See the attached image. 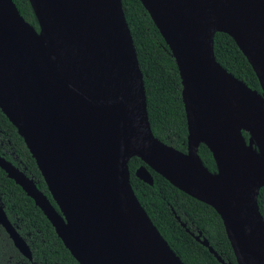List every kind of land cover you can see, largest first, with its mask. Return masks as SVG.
I'll return each mask as SVG.
<instances>
[{
    "label": "water",
    "instance_id": "water-1",
    "mask_svg": "<svg viewBox=\"0 0 264 264\" xmlns=\"http://www.w3.org/2000/svg\"><path fill=\"white\" fill-rule=\"evenodd\" d=\"M138 1L176 67L185 153L150 131L121 0H28L37 31L11 0H0V112L22 139L54 205L24 170L1 156L0 170L33 202L77 264H147L146 230L159 245L157 256L183 264L133 194L127 168L132 157L143 163L134 171L139 181L152 185L148 168L215 211L236 264H264V221L256 203L264 187V0ZM216 33L233 40L260 93L215 61ZM41 34L50 49L60 48L84 70L94 98L83 97L57 74ZM200 144L211 154L214 172L203 166ZM158 148L179 172L159 159ZM0 226L30 259L1 207ZM185 232L219 264H230L199 232Z\"/></svg>",
    "mask_w": 264,
    "mask_h": 264
},
{
    "label": "trees",
    "instance_id": "trees-1",
    "mask_svg": "<svg viewBox=\"0 0 264 264\" xmlns=\"http://www.w3.org/2000/svg\"><path fill=\"white\" fill-rule=\"evenodd\" d=\"M11 1L22 19L37 31L28 0ZM121 7L142 74L150 131L162 144L185 153V117L180 97V81L173 59L139 1L121 0ZM213 56L226 72L243 82L249 89L260 93L252 69L230 37L222 33L214 35ZM0 132L13 152L17 166L24 169L26 175L33 179L37 189L54 205L22 139L1 112ZM242 135L246 141L247 134ZM197 153L203 166L214 172L215 165L207 148L200 144ZM5 159L9 160L8 156H5ZM141 165L143 163L139 159H129V184L140 207L179 260L183 264H219L205 247L185 232L187 228L194 235L199 232L200 238L206 240L208 246L224 262L236 264L221 220L215 211L174 188L148 168L152 185L139 181L134 177V171ZM0 200L6 214L10 212L18 217V232L21 235L29 234L26 242L34 264H77L33 202L12 180L7 179L1 170ZM256 203L264 221V187L259 189ZM180 223L185 227H181Z\"/></svg>",
    "mask_w": 264,
    "mask_h": 264
},
{
    "label": "bare ground",
    "instance_id": "bare-ground-1",
    "mask_svg": "<svg viewBox=\"0 0 264 264\" xmlns=\"http://www.w3.org/2000/svg\"><path fill=\"white\" fill-rule=\"evenodd\" d=\"M40 40L46 58L48 59L53 69L57 72V74L65 81V83L68 84L70 87H72L74 90H76L78 93H80L83 97L94 98L95 94L90 93L93 87V83L91 81H86V79L84 78V70L78 68L74 64V61H72V59L63 57L60 52L61 51L60 48H58L59 50L57 51H55L54 49H50L49 46L47 45V40L45 39L43 34H41ZM74 60L76 61V59ZM157 153L159 159L162 162L169 165V167H172V169H174L175 172L180 171L179 170L180 167L175 164L174 159H172V157H170V155H168L166 151L158 148ZM181 185L183 187L189 188V185L187 183L182 182ZM144 233H145V238L143 239V242L145 243V241H147V244L145 243L146 249H145L144 259L146 260L147 264H171L168 255L157 256V253L154 250V246L155 249L158 250L159 245L157 242H155L154 238L152 237V234L147 230L144 231ZM152 243L154 244L153 246Z\"/></svg>",
    "mask_w": 264,
    "mask_h": 264
},
{
    "label": "flooded vegetation",
    "instance_id": "flooded-vegetation-1",
    "mask_svg": "<svg viewBox=\"0 0 264 264\" xmlns=\"http://www.w3.org/2000/svg\"><path fill=\"white\" fill-rule=\"evenodd\" d=\"M3 137H5V136L2 135L0 132V149H1L0 156L4 159H5V156H8L9 160L5 159L6 161L10 162L13 166H15L17 168L24 170L23 168H20L17 166L18 163L16 161V158L13 155V152L8 147V143L4 140ZM2 142L5 143L4 148L2 147ZM0 207L2 208L8 222L13 227L14 231L24 241V243L26 244V246L28 247L29 252H30V248L26 242L27 235H29V234L25 233L24 235H21L18 232V229H19L17 227L18 217H16L15 215H11L10 212H8V214H6L4 205L2 204L1 200H0ZM0 263L1 264H18V263H20V264H34V262L31 260V252H30V259H27L22 254H20L18 252V250L13 246L11 239L9 238L8 234L4 231L2 226H0Z\"/></svg>",
    "mask_w": 264,
    "mask_h": 264
},
{
    "label": "rangeland",
    "instance_id": "rangeland-1",
    "mask_svg": "<svg viewBox=\"0 0 264 264\" xmlns=\"http://www.w3.org/2000/svg\"><path fill=\"white\" fill-rule=\"evenodd\" d=\"M2 147H3V148L5 147V143H4V142H2Z\"/></svg>",
    "mask_w": 264,
    "mask_h": 264
}]
</instances>
